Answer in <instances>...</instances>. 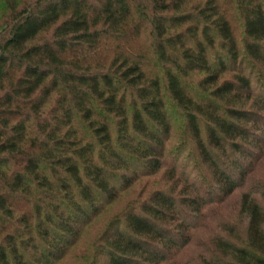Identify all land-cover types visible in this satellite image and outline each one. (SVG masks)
<instances>
[{
  "label": "trees",
  "instance_id": "16d2710c",
  "mask_svg": "<svg viewBox=\"0 0 264 264\" xmlns=\"http://www.w3.org/2000/svg\"><path fill=\"white\" fill-rule=\"evenodd\" d=\"M191 250L264 264V0H0V264Z\"/></svg>",
  "mask_w": 264,
  "mask_h": 264
},
{
  "label": "rangeland",
  "instance_id": "374dc122",
  "mask_svg": "<svg viewBox=\"0 0 264 264\" xmlns=\"http://www.w3.org/2000/svg\"><path fill=\"white\" fill-rule=\"evenodd\" d=\"M182 135V134H181ZM186 135H182V138H185ZM178 139V138H177ZM173 140L171 143V146L173 148L174 153H176L179 150L178 144L180 143L181 139L178 140ZM183 141H186V139H184ZM188 153H191V151H189ZM190 155V154H189ZM189 155H185V159H183V161H185V163H193L194 160L190 158ZM183 158V157H182ZM187 173H191L190 171H186ZM141 187H139L136 190H140ZM145 188H143L140 193H139V198L143 199L145 197L144 194ZM206 215L207 217L210 219V221H206L205 226L207 228V231L211 232L209 234H207L206 232H204L203 229H200L198 232H196L195 236L196 238H198L199 240H204L206 241L208 239L207 235H221V233L219 232L218 226L221 224V222L223 220L234 223L236 225V228L241 231L242 230V226L244 224V217L240 216L238 214V209H237V201L235 202H230V204H227L225 209H224V205L220 206V207H212L210 208V210H206ZM222 220V221H221ZM197 239V240H198ZM183 256V255H182ZM185 256H188V261H192L193 264H199V262L196 260V252L195 250H191L190 252L186 253ZM190 258V259H189ZM193 259V260H191ZM180 260L177 261V263ZM184 261V260H181ZM180 261V262H181ZM175 263V264H177Z\"/></svg>",
  "mask_w": 264,
  "mask_h": 264
}]
</instances>
